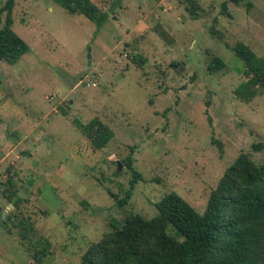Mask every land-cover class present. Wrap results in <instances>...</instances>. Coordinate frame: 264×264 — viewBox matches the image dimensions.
Here are the masks:
<instances>
[{
    "label": "rangeland",
    "instance_id": "1",
    "mask_svg": "<svg viewBox=\"0 0 264 264\" xmlns=\"http://www.w3.org/2000/svg\"><path fill=\"white\" fill-rule=\"evenodd\" d=\"M92 1L110 13L100 28L52 0H16L12 29L30 50L0 62V202L8 216L12 176L32 242L51 244L42 264H80L113 223L154 218L171 192L202 214L239 155L264 163V88L248 103L237 98L247 79L233 51L243 43L264 59V0L231 6L230 17L225 0H197L198 20L180 0ZM212 56L227 67L211 74ZM96 117L114 132L100 151L80 132ZM126 162L143 179L120 207L132 189ZM29 255L17 229L0 227V264H38Z\"/></svg>",
    "mask_w": 264,
    "mask_h": 264
},
{
    "label": "trees",
    "instance_id": "2",
    "mask_svg": "<svg viewBox=\"0 0 264 264\" xmlns=\"http://www.w3.org/2000/svg\"><path fill=\"white\" fill-rule=\"evenodd\" d=\"M52 1L70 15H83L98 28L110 18V13L92 0ZM180 1L193 19L200 18L203 10L197 0ZM245 2L248 7L253 6L248 0H225L221 12L230 17V7H239ZM15 5L16 0H7L0 9V16H5L4 27L0 29V62L9 65L17 64L30 50L29 44L12 29ZM217 24L216 18L212 35L219 34L215 30ZM233 51L244 63L247 79L235 90V95L248 103L258 96L259 87L264 88V59L243 43H237ZM132 59L138 67H143L145 60L141 56H132ZM226 67L222 58L212 56L208 70L216 74ZM80 132L95 151L106 148L114 138L113 130L98 117L82 124ZM126 164L133 175L132 189L117 201L120 207L129 203L134 185L143 179L130 162ZM7 184L14 188L7 196L14 210L5 224L19 231L22 242L28 244L29 256L42 264L51 253V244L42 243L40 238L32 242L37 235L35 224L21 208L23 199L12 176ZM28 187L24 184L21 188L28 190ZM156 207L158 214L150 220L131 214L122 224L113 223L111 232L89 246L80 264H264V163L257 165L250 154L239 155L225 171L211 191L204 213H199L175 192L164 196Z\"/></svg>",
    "mask_w": 264,
    "mask_h": 264
},
{
    "label": "water",
    "instance_id": "3",
    "mask_svg": "<svg viewBox=\"0 0 264 264\" xmlns=\"http://www.w3.org/2000/svg\"><path fill=\"white\" fill-rule=\"evenodd\" d=\"M90 52V49H89ZM89 58H91V56L89 55ZM28 154V152H22L21 155L22 156H26ZM122 169V164L119 163V171H121ZM7 212H8V208H5L4 203H0V227H4L5 229H7L8 225L5 224V220L7 218Z\"/></svg>",
    "mask_w": 264,
    "mask_h": 264
},
{
    "label": "flooded vegetation",
    "instance_id": "4",
    "mask_svg": "<svg viewBox=\"0 0 264 264\" xmlns=\"http://www.w3.org/2000/svg\"><path fill=\"white\" fill-rule=\"evenodd\" d=\"M3 199V195L0 193V201ZM0 203H4V202H0Z\"/></svg>",
    "mask_w": 264,
    "mask_h": 264
},
{
    "label": "built area",
    "instance_id": "5",
    "mask_svg": "<svg viewBox=\"0 0 264 264\" xmlns=\"http://www.w3.org/2000/svg\"><path fill=\"white\" fill-rule=\"evenodd\" d=\"M125 58H128V55H125Z\"/></svg>",
    "mask_w": 264,
    "mask_h": 264
},
{
    "label": "crops",
    "instance_id": "6",
    "mask_svg": "<svg viewBox=\"0 0 264 264\" xmlns=\"http://www.w3.org/2000/svg\"><path fill=\"white\" fill-rule=\"evenodd\" d=\"M162 2H163V1H162ZM162 2H161V3H162Z\"/></svg>",
    "mask_w": 264,
    "mask_h": 264
}]
</instances>
